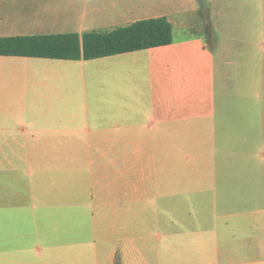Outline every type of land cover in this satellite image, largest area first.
I'll list each match as a JSON object with an SVG mask.
<instances>
[{
	"label": "crops",
	"instance_id": "1",
	"mask_svg": "<svg viewBox=\"0 0 264 264\" xmlns=\"http://www.w3.org/2000/svg\"><path fill=\"white\" fill-rule=\"evenodd\" d=\"M253 9L264 17V0H0V37L173 26L169 44L92 59L0 55V217L19 181L26 224L61 201L95 219L94 243L48 259L23 244L19 264H248L251 250L262 262L264 209L198 186L172 192L173 170L223 180L264 153Z\"/></svg>",
	"mask_w": 264,
	"mask_h": 264
},
{
	"label": "rangeland",
	"instance_id": "2",
	"mask_svg": "<svg viewBox=\"0 0 264 264\" xmlns=\"http://www.w3.org/2000/svg\"><path fill=\"white\" fill-rule=\"evenodd\" d=\"M263 11V10H262ZM259 9H253V20L260 21L263 15ZM258 47L264 48V40L257 35ZM234 43V42H232ZM242 45L240 43H234ZM264 53V52H262ZM254 84V82H253ZM13 161L19 163L16 156L12 155ZM17 172L13 171V179ZM230 177L223 180L213 178V171L198 170L186 171L184 175L189 177L187 181H176L178 171H172L173 186L172 192L179 191L180 185L182 189L191 190L192 187L203 188V194L212 196L217 194L218 197L230 196L233 199L241 198L236 201L232 209L235 210H254L264 209V153L263 150L256 156L252 155V167L244 170L229 171ZM82 182V181H81ZM19 181H12L13 201L11 208L6 209V218L0 217V264H6L5 260H12V264H19L24 257L25 252L22 250L23 244L34 249L30 254L32 257L51 258L52 250L49 248L68 247L86 241V243H94L95 238V219L92 217H83V215L74 217L73 211L80 210L81 202H60V206L56 208L52 218H43L37 224L31 222L26 224L28 219H23L20 207ZM88 209H90L88 207ZM4 209L0 208V213ZM83 212V211H82ZM1 215V214H0ZM9 215V217H7ZM27 233L29 236L27 237ZM40 246L41 251H36L35 247ZM25 247V246H24ZM30 256V255H29ZM259 256L251 250L248 257V264H264V251L260 256L262 262H258ZM237 260V259H236ZM257 261V262H256ZM225 261L221 259V263Z\"/></svg>",
	"mask_w": 264,
	"mask_h": 264
},
{
	"label": "trees",
	"instance_id": "3",
	"mask_svg": "<svg viewBox=\"0 0 264 264\" xmlns=\"http://www.w3.org/2000/svg\"><path fill=\"white\" fill-rule=\"evenodd\" d=\"M173 26L166 17L143 19L110 31L0 37V55L92 59L169 44Z\"/></svg>",
	"mask_w": 264,
	"mask_h": 264
}]
</instances>
